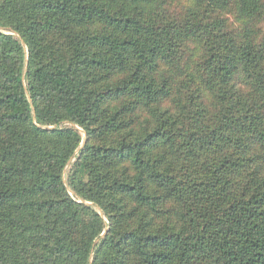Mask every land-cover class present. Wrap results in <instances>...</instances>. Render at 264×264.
<instances>
[{
  "label": "trees",
  "instance_id": "trees-1",
  "mask_svg": "<svg viewBox=\"0 0 264 264\" xmlns=\"http://www.w3.org/2000/svg\"><path fill=\"white\" fill-rule=\"evenodd\" d=\"M0 264H264V0H0Z\"/></svg>",
  "mask_w": 264,
  "mask_h": 264
},
{
  "label": "water",
  "instance_id": "water-1",
  "mask_svg": "<svg viewBox=\"0 0 264 264\" xmlns=\"http://www.w3.org/2000/svg\"><path fill=\"white\" fill-rule=\"evenodd\" d=\"M23 44H24V46H26L24 42H23ZM26 69H27V67H26ZM26 69H25V72H26ZM24 77H25V75H24ZM85 137H86V136H85ZM85 140H86V138L84 139L83 144H85ZM77 152H78V151H77ZM77 152H76V153H77ZM76 153L74 154V156L76 155ZM74 156H73V157H74ZM73 157H72V159H73ZM72 159H71V160H72ZM71 160L69 161L68 165L70 164ZM68 165H67V166H68ZM67 186H68V185H67ZM68 188H69V187H68ZM69 190H70V188H69ZM70 191H71V190H70ZM87 203L91 204L90 202H87ZM106 232H107V231H105V232L103 233V236L106 235ZM99 241H100V239H97V240L94 242V244H93V249H92V250L95 249V246L97 245V243H98Z\"/></svg>",
  "mask_w": 264,
  "mask_h": 264
}]
</instances>
